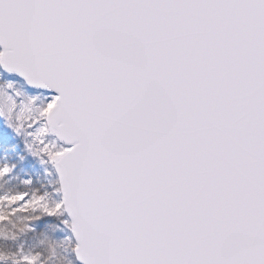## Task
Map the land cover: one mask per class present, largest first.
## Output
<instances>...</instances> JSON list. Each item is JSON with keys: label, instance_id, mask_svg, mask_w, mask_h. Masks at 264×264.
<instances>
[{"label": "snow or ice", "instance_id": "snow-or-ice-1", "mask_svg": "<svg viewBox=\"0 0 264 264\" xmlns=\"http://www.w3.org/2000/svg\"><path fill=\"white\" fill-rule=\"evenodd\" d=\"M0 264H264V0H0Z\"/></svg>", "mask_w": 264, "mask_h": 264}]
</instances>
